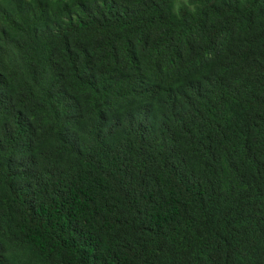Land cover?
<instances>
[{
	"label": "trees",
	"instance_id": "trees-1",
	"mask_svg": "<svg viewBox=\"0 0 264 264\" xmlns=\"http://www.w3.org/2000/svg\"><path fill=\"white\" fill-rule=\"evenodd\" d=\"M0 264H264V0H0Z\"/></svg>",
	"mask_w": 264,
	"mask_h": 264
}]
</instances>
